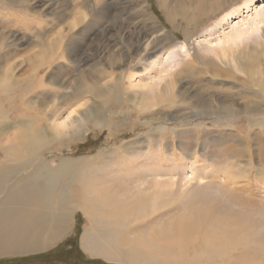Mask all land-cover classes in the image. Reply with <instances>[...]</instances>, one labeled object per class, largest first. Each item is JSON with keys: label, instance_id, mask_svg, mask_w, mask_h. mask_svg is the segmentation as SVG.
<instances>
[{"label": "rangeland", "instance_id": "obj_1", "mask_svg": "<svg viewBox=\"0 0 264 264\" xmlns=\"http://www.w3.org/2000/svg\"><path fill=\"white\" fill-rule=\"evenodd\" d=\"M245 1L237 0L233 4L222 2L219 5L220 0H105L92 10L91 1L88 0H0V34L4 33L9 36L7 39L11 40L10 45L1 47L2 51L0 50V69L2 70H0V83L7 81L5 78L10 72L9 68H13V72L15 71L13 79L17 80V83L15 82L12 96L18 98L16 102H19V98L21 99L22 96L35 100L43 95L48 96L47 99L53 96V100H62L61 96L72 93L76 84L88 82L85 74L94 71L95 68L105 72L104 75L106 76L124 72L127 65H123V60H127L128 66H132L135 72L141 73L134 80L133 87L136 89L130 88L132 91L129 89L130 79L124 78L122 80L121 92H118L121 96L118 95L119 100L110 99L99 105L104 99H94L95 104L102 106L98 116L105 117V122H108L105 123L106 125L99 126L94 123L92 118L88 119L74 136L60 137L55 143L53 142V145L50 144V148L53 149L45 150L46 152L43 153L41 159L55 163L67 158H79V160L88 161L99 157L100 160L105 158V161L108 159V161L116 162L121 153H125V151L132 156L143 153L150 146L155 153L158 144L161 143L163 163L168 167L180 165L176 171L177 176L182 175L183 164L190 166L197 160L195 165L197 168H201L200 176L202 179L199 183H194L205 189L210 197L212 196L210 201L214 202L216 206L227 209L224 212L226 219L230 220L227 222V229L225 225L219 226L214 222L211 223V230H209V226H203V232L209 233L211 236H217L221 232L223 238L230 239L232 242H229L231 246H229L228 254L223 261L214 258L208 261H200L199 264H264V150L260 148L261 143L255 138L253 132L249 134L250 136L238 133L242 130L238 120L235 121L234 125L226 128H215L207 120L205 121L206 130L200 132L199 138L194 132L182 131L183 128H190L189 126H177V123H174L177 127L174 124H172L173 127H170L175 129L174 131L167 129L161 135L155 132L158 127L171 125V121L158 119L159 116L180 117L188 110L186 109L188 106H193L195 109L198 98L204 97L211 91L215 94V89L218 86L231 87L233 86L232 83L224 81L221 86L220 82L211 81L210 77L204 74L200 76L191 75L193 78H197L194 82L183 71L180 72V76L177 75L180 78L178 77L179 80L175 85L174 93L167 97L161 96L156 104L152 101L151 91L158 90L156 87L153 88L154 83L161 82L159 86L161 88L165 81L164 78L169 79V73H175L186 65L195 69L202 66L203 64L197 59H192L190 63L188 61L195 55L212 57L211 49H217V47L210 44L215 42L223 31L232 33L234 30L244 31L249 27L248 33L243 36V43L240 47L250 49L263 46L264 48V45L259 44L264 35V23L259 20L264 14V0H253L246 6L244 5ZM233 10L237 11H234L228 23L216 24L217 19ZM80 11L86 12L85 17H79V21H75L74 19ZM12 35L16 36L13 41L12 37L14 38V36ZM60 37H63L62 42L58 46H52L51 44L57 43ZM43 43L44 45H42ZM50 45L51 48H48ZM134 48L139 50L142 57L146 58L143 63L138 58L133 59ZM42 49H47L49 54H53V58L42 67L39 66V70L34 73L31 70V63L34 62V55ZM61 52L63 53L62 58L59 56ZM263 53L261 52L262 55ZM262 55L259 58L263 62L264 55ZM158 65L161 71L168 73L167 75L165 73L162 80L154 79L159 77ZM142 71L144 72L142 73ZM233 71L238 76H243L240 71L236 69ZM40 75L44 77L43 85L45 86L51 80L59 83L64 82L63 86L58 88H62L61 91H58L57 87L53 85L46 87L42 85L43 87H41L38 81ZM153 75L154 77H152ZM1 76L5 77L2 79ZM106 78L108 77H105L100 84L108 89L114 82V78ZM144 82H150L152 88L151 86L141 88ZM180 92L188 98L185 100V105L181 102L182 95L179 94ZM128 93L133 96L139 95V99L143 96L149 98L154 105L151 102L150 108L141 110L136 101L129 98ZM7 97L9 98V95H0V100L5 105L6 99L4 98ZM40 99L44 100L43 98ZM238 101L245 102L241 98ZM87 102L88 104L93 103L92 100ZM49 103L50 106L52 102ZM65 107H67L66 102L62 105L63 116L69 110ZM120 110L123 114L118 113ZM21 112L33 114L32 110ZM221 115L223 113L219 114V116ZM210 116L215 115L206 117ZM47 117V115L39 114L38 122L44 123ZM177 122L182 123L179 118ZM50 124L49 122L48 127H51ZM240 135L242 139L239 138ZM192 136L198 140L195 143L187 142L192 139ZM247 137H250L248 139L250 141L246 139ZM242 143L248 148L243 151V154H240L237 149L242 146ZM124 147L126 148L124 149ZM136 149L137 151H135ZM144 154L140 156V160H150ZM178 154L183 157L178 156ZM150 156L152 159L156 158L155 155ZM194 156H197L196 160L193 158ZM244 158L251 159L249 164ZM193 160L195 161L193 162ZM197 164H200L199 167ZM245 169H249L250 172L247 173L250 176L247 181L242 178ZM208 171L214 172L216 175V177L213 176L215 181L210 184ZM142 173L141 171L139 175L143 176ZM223 173H226L225 175L232 173L235 176L238 174V186L236 185L231 189L229 185L219 184L217 180ZM164 174L167 176L165 179H167L173 173L166 171ZM186 174H189L188 170ZM133 177L127 175L119 179H125L127 182L130 180L128 183L130 187L134 188L130 182L135 181L140 176L136 174ZM243 183L246 185L245 187H243ZM134 191L132 190V192ZM200 201L197 199L194 203L197 206L187 207L188 214L198 216L197 210ZM179 216L184 217L181 216V213ZM231 218H234L236 222ZM70 222L69 230L67 229L64 236L52 245L41 250L29 251L30 253L1 254L0 264L16 258H29L45 254H49L52 259L42 261L38 258L33 263L25 262L23 264H123L120 261L109 260L101 256H91L82 248L81 236L85 227L88 226V221L81 210L76 209L72 212ZM234 223L236 225H233ZM148 224L150 223L146 222L141 224L140 228L137 226L136 228L143 229L144 232V229L150 226ZM228 225L238 229L230 230ZM131 230L134 229L131 228ZM175 240L174 237L166 238L165 242H175ZM76 250L78 255H75L74 251ZM167 263H171L170 258H167Z\"/></svg>", "mask_w": 264, "mask_h": 264}, {"label": "bare ground", "instance_id": "obj_2", "mask_svg": "<svg viewBox=\"0 0 264 264\" xmlns=\"http://www.w3.org/2000/svg\"><path fill=\"white\" fill-rule=\"evenodd\" d=\"M88 1H91L92 6H90L93 10L105 0ZM236 1L220 0L219 5L222 2L233 4ZM252 1L246 0L244 5H249ZM234 11L237 10L225 13L217 19L216 24L228 23ZM85 13L80 11L74 20L79 21V17L84 18ZM59 20L62 19L59 18ZM259 20L264 23V14L261 15ZM248 28L244 31L234 30L232 33L223 31L217 40L210 44L217 47V49H211L212 57L195 55L188 61L190 63L192 59H197L203 64L196 69L186 65L175 73H169V79H165L163 76L166 72L161 71L160 64L158 65L159 69L156 71L159 77L154 79L162 80L164 78L165 81L161 88L159 87L161 82L154 83L153 88H158L156 91H151L154 104L160 100L161 96L167 97L169 94L174 93L179 74L183 71L194 82L197 78H193L191 75L200 76L204 74L208 75L211 81L220 82L221 86L224 81L233 85H230L231 87L223 85V88L218 86V89H215V94L211 91V93L205 94L204 97L198 98L195 109L187 104L186 109L188 110L180 117L159 116L158 119L171 121V125L158 127L155 131L158 135L163 134L167 129L172 131L173 128L170 127H173L172 124L177 123V126H189L190 128H183L182 131L194 132L199 138L200 132L206 130L205 121L207 120L215 128L230 127L238 120L242 128L238 133L249 135L253 132L255 138L261 143L260 148L264 150V61L262 62V59H260L264 48L263 46L250 49L240 47L243 43V36L248 33ZM7 37L9 36L4 33L0 34V50L1 47H7L11 44V40H8ZM15 37H12V41L15 40ZM62 38H58L59 41L51 45L58 46L62 42ZM259 44L264 45V35L262 42ZM51 45L48 48H51ZM153 47L155 46L153 45ZM59 56L62 58L63 53L61 52ZM132 56L133 59L138 58L142 63L146 59L139 54V50L136 48H134ZM52 58L53 54H49L47 49H42L34 55L31 70L34 73L37 72L39 66L42 67ZM123 65H127L126 70L118 75L109 74L106 76L104 75L105 72L95 68L94 71L85 74L89 80L88 82L76 84L69 95L63 94L65 96H61L60 94L62 100H53V96L47 99L48 96L45 97L44 95L40 97L44 100L40 98L32 100L29 97H23L21 94L22 98H19V102H16L18 98L12 96L17 80L13 79L15 71L13 72V68H9L10 72L6 76L10 79L6 77L7 81L0 83V95H9V98H4L7 106L0 100V255L22 254L41 250L52 245L64 236L71 224L72 212L79 209L85 214L88 221V226L85 227L81 236V246L91 256H101L109 260L120 261L123 264H168L167 258L171 259L170 264H199L200 261H208L214 258L223 261L227 256L228 248L231 246L230 239L223 238L221 232L217 236H211L209 233L203 232V226L207 225L211 230V223L214 222L219 226L225 225L227 229V222H230V220L226 219V213L224 212L227 209L216 206L214 202L210 201L212 196L210 197L205 189L194 183H199L202 179L200 176L201 168H197L195 165L197 156L193 157L196 160H193V162L195 161L193 165L190 164L189 166L187 164L186 166L182 163L185 167H182V175L180 176L176 175L180 165L168 167L163 163L161 143L158 144L155 153H153L154 150H151L152 147L150 146L143 153L133 154V157L125 151V153H121L116 162L108 161V159L105 161V158L100 160L99 157L88 161L79 160V158H67L55 163L47 159H41L43 153L46 152L45 150L53 149L50 148V144L53 145V142L55 143L60 137L74 136L88 119L92 118L94 123L99 126L108 123L105 122L104 116H98L102 108L99 105L110 99L114 101L120 99L121 96L118 92H121L120 85L124 78L130 79L129 89H134V80L141 74L135 72L132 66H128L127 60H123ZM235 69L240 71L243 76H238L233 71ZM105 77L114 78V82L108 89L100 84ZM43 79V75H40L38 81L41 87L45 86L43 85ZM63 83L51 80L46 86L53 85L57 87L58 91H61L62 88H58L62 87ZM150 84V82H144L141 88L146 86L152 88ZM115 91H117V94H115ZM179 94L182 95L181 102L185 105V100L188 98L184 97L182 92ZM129 96L131 100L136 101L141 110L150 108L149 104L152 101L149 98L143 96L139 99V95ZM95 98H102L104 101L98 105L95 104ZM240 98L245 102H239ZM89 100L94 102L88 104L87 101ZM49 102H52L50 106L48 105ZM65 102L67 105L65 109L69 110L63 116L62 110L64 109H62V105ZM248 102L251 105H248ZM30 110L33 111V114L20 113V111ZM118 113L123 114L121 110ZM221 113L223 115L219 116ZM39 114L48 116L44 123L40 124L38 122L37 117ZM208 115L215 116L206 117ZM178 118L182 122L181 124L177 122ZM195 118L199 122H196ZM49 122L51 127H48ZM197 140L192 136V139L187 142L195 143ZM241 145L237 150L240 154H243L248 146H244L243 143ZM143 154L148 156L147 159L150 160H140V156ZM150 155H155L156 158L152 159ZM170 156L172 157V155ZM178 158L181 159V157ZM137 159L139 161H136ZM250 160L245 159L248 164ZM166 167L168 168L166 169ZM187 170L189 174H186ZM248 170L245 169V174H241L242 178L245 179L244 181L250 178L247 174L250 173ZM141 171L144 174L143 176L139 175ZM166 171L173 173L167 179H165L167 176L164 174ZM214 171L217 173L216 170ZM118 174H120V177L127 175L133 177L136 174L140 177L130 182L133 184L134 188H132L128 183L130 180L127 182L125 179H119L120 177L116 176ZM225 174L219 176L220 179L217 182L221 185H229L231 189L236 187L239 182L237 180L238 174L236 176L232 173ZM207 175L210 181H208L209 184L215 181L213 179V176L216 177L214 172L208 171ZM132 190L135 191L132 192ZM197 199L198 201L201 200L197 210L198 216L188 214L187 207L197 206V204H194ZM180 213L184 217H180ZM146 222L150 223L148 224L150 226L146 227L144 232L143 229L136 228V226L139 227ZM233 225H236V223ZM131 228L134 230H131ZM228 229L237 230L238 228L228 225ZM172 237L176 239L175 242H165L166 238Z\"/></svg>", "mask_w": 264, "mask_h": 264}, {"label": "trees", "instance_id": "obj_3", "mask_svg": "<svg viewBox=\"0 0 264 264\" xmlns=\"http://www.w3.org/2000/svg\"><path fill=\"white\" fill-rule=\"evenodd\" d=\"M40 258L42 261H49L52 257L49 254L32 256L29 258H16L12 260L5 261L3 264H23V263H33L36 259Z\"/></svg>", "mask_w": 264, "mask_h": 264}, {"label": "flooded vegetation", "instance_id": "obj_4", "mask_svg": "<svg viewBox=\"0 0 264 264\" xmlns=\"http://www.w3.org/2000/svg\"><path fill=\"white\" fill-rule=\"evenodd\" d=\"M75 252V255H78V251L76 250V251H74Z\"/></svg>", "mask_w": 264, "mask_h": 264}]
</instances>
